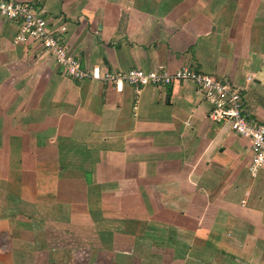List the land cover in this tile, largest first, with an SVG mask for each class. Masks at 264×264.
<instances>
[{"label": "crops", "instance_id": "obj_1", "mask_svg": "<svg viewBox=\"0 0 264 264\" xmlns=\"http://www.w3.org/2000/svg\"><path fill=\"white\" fill-rule=\"evenodd\" d=\"M14 1L84 68L189 67L264 121V0ZM18 31L0 15V264H264V167L194 82L75 80Z\"/></svg>", "mask_w": 264, "mask_h": 264}, {"label": "built area", "instance_id": "obj_2", "mask_svg": "<svg viewBox=\"0 0 264 264\" xmlns=\"http://www.w3.org/2000/svg\"><path fill=\"white\" fill-rule=\"evenodd\" d=\"M0 15L19 25L14 38L15 45L36 43L54 58L64 75L72 79L109 82L118 89L129 84L135 87L137 95L145 87H170L186 81L194 82L198 91L211 104L209 119L214 123L229 125L237 135L251 141L254 158L250 171L253 177H257L264 167V121L257 122L249 118L244 108L242 89L231 80L197 72L189 67L176 72L161 66L150 72L131 69L117 73L103 72L98 67L84 68L71 54L65 40L52 30L48 20L29 5L14 0H0ZM65 30L62 28V31Z\"/></svg>", "mask_w": 264, "mask_h": 264}]
</instances>
